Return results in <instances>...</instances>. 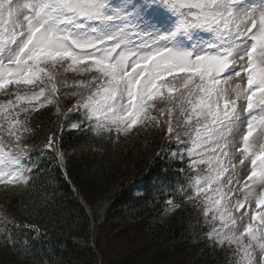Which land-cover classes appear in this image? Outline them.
Returning a JSON list of instances; mask_svg holds the SVG:
<instances>
[{"label": "snow or ice", "instance_id": "1", "mask_svg": "<svg viewBox=\"0 0 264 264\" xmlns=\"http://www.w3.org/2000/svg\"><path fill=\"white\" fill-rule=\"evenodd\" d=\"M0 92L10 97L0 101V185L48 176L79 199L65 130L118 143L156 128L169 210L190 202L207 247L231 251L232 264L264 256V0H0ZM61 95L76 102L61 110ZM49 105L58 119L46 141L24 144ZM8 216L0 209L15 246Z\"/></svg>", "mask_w": 264, "mask_h": 264}, {"label": "trees", "instance_id": "2", "mask_svg": "<svg viewBox=\"0 0 264 264\" xmlns=\"http://www.w3.org/2000/svg\"><path fill=\"white\" fill-rule=\"evenodd\" d=\"M75 99L61 95V110ZM54 112L49 105L32 114L24 144L43 145L58 119ZM164 135L154 128L144 140L111 143L65 130L67 174L79 199L63 179L51 187L48 176L1 199L16 239L8 246L0 226V264H232L231 251L207 247L202 237L208 229L197 208L186 202L182 210H169L166 201L176 202L174 190L163 191L156 182L168 167L157 155ZM28 205H36L31 213Z\"/></svg>", "mask_w": 264, "mask_h": 264}, {"label": "rangeland", "instance_id": "3", "mask_svg": "<svg viewBox=\"0 0 264 264\" xmlns=\"http://www.w3.org/2000/svg\"><path fill=\"white\" fill-rule=\"evenodd\" d=\"M24 90H28V89H22V91H24ZM62 97L65 99L70 98V97H65L63 95H62ZM8 98H10V97H7L3 94V92H0V101H4ZM69 101H71V100H69ZM153 129L154 128H148L147 130H141L138 134L135 133V131H134V133L130 134L127 138H121V140L119 142L129 141V140L136 138V137L140 140H144L146 138V136L149 135V132ZM4 135L6 136V133ZM245 163L247 164L248 162L246 161ZM24 188H25L24 184L0 185V200L3 198H8L9 196H12L14 194H18L21 191H23ZM254 210H255V208H254V204H253V208L248 210L249 216L254 212ZM234 215L239 216V213H234ZM249 216L244 217V223H247L249 221ZM239 222L240 221L238 220V223ZM253 223H255V222L253 221ZM261 261H264V256H261V254L259 253V250L257 249L254 253V264H258V262H261Z\"/></svg>", "mask_w": 264, "mask_h": 264}]
</instances>
